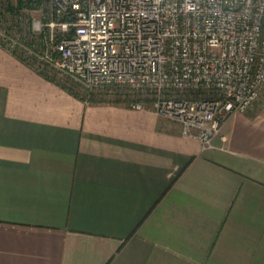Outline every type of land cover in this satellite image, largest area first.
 Instances as JSON below:
<instances>
[{
	"label": "crops",
	"instance_id": "0c3cea01",
	"mask_svg": "<svg viewBox=\"0 0 264 264\" xmlns=\"http://www.w3.org/2000/svg\"><path fill=\"white\" fill-rule=\"evenodd\" d=\"M201 150L0 43V264H264V93Z\"/></svg>",
	"mask_w": 264,
	"mask_h": 264
},
{
	"label": "built area",
	"instance_id": "2783aa9c",
	"mask_svg": "<svg viewBox=\"0 0 264 264\" xmlns=\"http://www.w3.org/2000/svg\"><path fill=\"white\" fill-rule=\"evenodd\" d=\"M0 43L83 97L177 122L203 151L264 93V0H0Z\"/></svg>",
	"mask_w": 264,
	"mask_h": 264
},
{
	"label": "rangeland",
	"instance_id": "374dc122",
	"mask_svg": "<svg viewBox=\"0 0 264 264\" xmlns=\"http://www.w3.org/2000/svg\"><path fill=\"white\" fill-rule=\"evenodd\" d=\"M4 8H5V10H7V11H13V10H16V6L13 5V4H11V3L7 4ZM46 10H47V9H46ZM31 11H33L34 14L37 13V9H31ZM6 24H7V23H6Z\"/></svg>",
	"mask_w": 264,
	"mask_h": 264
}]
</instances>
